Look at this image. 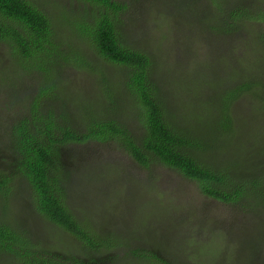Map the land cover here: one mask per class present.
<instances>
[{
  "label": "rangeland",
  "instance_id": "rangeland-1",
  "mask_svg": "<svg viewBox=\"0 0 264 264\" xmlns=\"http://www.w3.org/2000/svg\"><path fill=\"white\" fill-rule=\"evenodd\" d=\"M116 1L126 6L120 18L125 22L129 44L151 58L152 76L163 89L162 96L171 113L169 121L180 128L184 124L181 115L186 112L185 108L190 109L187 112L191 115L194 112L192 106L197 105L201 115L208 116V119L201 117L208 128L205 133L195 116L189 121L197 129L194 132L205 135L206 141L214 147L223 145L221 155L214 152L206 155L209 164L247 162L250 155L258 158V154L259 161L264 164V25L256 18L264 0H258L259 3L218 0L217 7L209 0ZM50 2L51 12L56 17L60 15L58 9L67 0ZM73 4L76 9L81 8L80 3ZM241 6L251 11L254 8L257 11H253L256 13L254 18L241 14ZM220 9L232 23L231 31L218 35L215 31L207 32L209 23L215 24L217 16L221 15ZM237 10L239 17L232 19V13ZM73 17L75 20L81 18L80 14ZM194 20L200 33L191 30L190 24ZM61 21H58L59 26L63 28V19ZM123 32L124 28L120 33ZM6 52L7 46L0 42V120L5 118L0 121L1 131L8 127L9 118L11 122L23 117L20 109L27 110L25 92L30 82L23 79L29 81L28 78H32L37 83L43 79L39 72L23 76ZM54 58L55 52L49 66ZM117 68L94 55L91 67L69 69L62 65L56 73L45 76L42 87L47 91L46 97L54 92L56 97L62 98L63 104L67 105L66 111L72 115L73 125L77 130H83L84 120L96 117L105 107L106 110L111 106L105 91ZM176 73L183 75L189 89L177 88L172 79L168 80ZM256 80L259 81L258 89L255 88ZM244 83L262 93V97L256 101L255 94L247 92L233 100L230 109L233 131L229 135L232 142L220 144L217 142L221 129L218 127L220 107L227 95ZM174 89L181 93L177 95ZM204 98L214 99V105ZM83 101L91 105H82ZM78 105L79 114L75 115ZM124 111L128 112V105H124ZM3 113L6 115L2 116ZM210 118L216 121V126ZM3 138L0 133V175L16 173L13 156L6 150L9 142ZM245 141H250L248 151L231 149ZM114 144L92 140L62 150V161L71 170L69 186L64 184L67 189L69 187L68 201H72L69 205L79 217L87 215L92 226L101 229V234L105 229L109 232L113 229L128 246L150 247L168 264H264V243L257 247L256 242L264 236V208H256L253 215L248 209L213 200L200 192L196 182L177 171L163 165L149 169L141 167ZM13 179L10 191L0 193V219L15 222L23 230L40 235L46 239V246L57 252L73 251L74 242L65 239L67 234L34 212L28 184L20 177ZM258 212L261 214L257 215ZM110 254L115 255L117 251ZM0 264L12 263L3 259Z\"/></svg>",
  "mask_w": 264,
  "mask_h": 264
},
{
  "label": "trees",
  "instance_id": "trees-1",
  "mask_svg": "<svg viewBox=\"0 0 264 264\" xmlns=\"http://www.w3.org/2000/svg\"><path fill=\"white\" fill-rule=\"evenodd\" d=\"M209 1L216 7L219 3L218 0ZM73 2L80 3L81 8L76 9ZM48 3L49 0H0V42L7 46L10 62L21 70L23 76L34 72L43 76L39 83L32 78H28L29 81L23 79L30 82V90L25 92L27 110L20 109L23 117L11 122L9 118L8 127L0 130L3 140L6 138L9 142L6 150L13 156L12 165L17 168L16 173L0 175V193L10 191L14 176L22 178L32 191V198L31 193L29 197L34 212L67 234L65 239L74 242V250H67V254L57 252L55 248L46 246V239L40 235L35 236L15 222L0 219V260L5 259L12 264H168L150 247L128 246L113 229L111 232L105 229L101 234V229L93 227L87 215L79 217L69 205L72 201H68L70 195L66 185L69 186L71 170L62 161V150L92 140L115 143V148L146 169L156 165L169 167L196 182L200 192L213 200L248 209L253 215L256 208H264V164L259 161V154L258 158L250 155L247 162L209 164L206 155L210 152L221 155L223 145H210L205 135L194 132L197 129L189 122L196 116L206 133L208 127L201 117L208 119V116L201 115L199 107L194 105L192 116L188 113L190 109L185 108L186 112L181 115L184 124L180 128L169 121L171 113L165 105L163 89L152 76L151 58L126 39L125 22L120 18L126 6L116 0H67L63 6L58 3L62 7L58 9L60 15L55 17L50 9L52 2ZM252 10L255 11L254 8ZM253 11L241 6V14L247 18H254L257 11ZM219 12L221 15L217 16L215 24L209 23L207 32L215 31L218 35L231 31L233 25L226 20L227 15L223 14V9ZM257 13V20L264 25V5ZM75 14H80L81 18L75 20ZM236 17H239L238 10L232 13V19ZM62 19L63 28L59 26ZM190 25L195 34L200 33L196 20ZM123 28L124 32L120 33ZM54 52L55 58L49 66ZM94 55L118 67L105 91L111 106L106 110L105 107V111L96 117L84 120V129L77 130L62 98L56 97L54 92L46 97L47 91L42 83L62 65L69 69L91 67ZM178 77L181 79L177 80ZM168 80L177 88L189 89L183 75L176 73ZM3 81L6 87L5 77ZM256 84L258 89L259 81L256 80ZM11 89L14 91V87ZM174 91L177 95L181 93L179 89ZM247 92H253L256 101L262 97V93L244 83L224 99L218 119V127H221L219 137L222 138H217L218 143L232 142L229 136L233 131L231 103ZM210 99L204 98L213 104L214 99ZM81 104L91 105L85 101ZM124 105H128V112L124 111ZM76 114H79V105ZM215 119L217 121V117ZM209 120L216 126L214 119ZM249 143L235 144L231 149L246 152ZM261 237L257 238V247L264 243V236ZM36 239L39 242L36 243ZM112 251H117V254H110Z\"/></svg>",
  "mask_w": 264,
  "mask_h": 264
}]
</instances>
